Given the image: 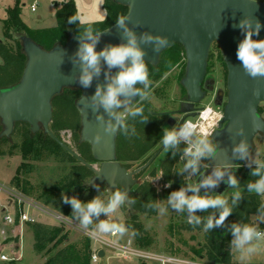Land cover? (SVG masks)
<instances>
[{
    "label": "clouds",
    "instance_id": "obj_1",
    "mask_svg": "<svg viewBox=\"0 0 264 264\" xmlns=\"http://www.w3.org/2000/svg\"><path fill=\"white\" fill-rule=\"evenodd\" d=\"M251 3L256 4L257 0H251ZM130 13L131 11L126 15H119L115 21L122 42L107 44L99 51L96 46L107 29L98 30L91 24L85 25L79 15H72L67 21L69 24L78 25L79 47L71 57L73 66L79 69V74L74 79L82 87L89 88L94 79L99 80L102 72L104 76V83L96 84L93 95L80 99L83 114L90 109L102 129L103 134L97 131L92 137V143L96 146L102 145L105 136L118 133L126 138L136 136V126L128 122L129 118L138 120L143 125L148 122L149 117L141 106L151 98V80L148 62L145 60L146 47L151 46L153 52H159L169 43L167 36L147 31L137 33L135 29L142 26L141 21H132ZM234 27H238L243 33V39L236 49V58L240 61L241 68L251 79L264 80V39H254L260 33V21L245 14ZM113 69L117 71L113 72ZM262 92L264 88L256 86L252 95L259 98ZM133 98L138 99L133 102ZM248 111L252 127L257 130L260 128L259 117L251 104ZM214 132L216 131L200 134L188 123L163 130L159 141L163 151L166 154L171 152L173 157L179 153L181 166L176 169L175 174L183 178L197 179L194 183L182 184L164 200L150 197L144 204L147 210L154 211L159 216L167 215L169 209L178 214H186L187 223L194 229L201 228L204 232H210L216 228H225L227 218L239 208L245 191L249 195L261 197L264 201V159L254 156L250 151L243 124L235 133L241 139L232 147V159L243 161L250 169V176L255 178L243 185L236 171L244 164L229 163L228 159L214 165L208 163L216 160L221 151L228 157L227 150H221L213 140ZM209 168L210 173L205 174ZM163 175L161 173L158 179ZM222 182L228 186L227 191L219 194L212 191ZM166 186L171 187V182ZM94 187L98 194L87 202L77 196L69 197L62 193L63 202L71 206L70 218L82 230L97 235L110 234L118 238L139 235V231L131 226L112 220L125 207L135 205L136 199L129 196L123 187L116 186L114 191L107 187L101 190L99 185ZM229 190L230 194H227ZM199 212H207L208 215L202 217L198 215ZM256 216L257 222H233L226 229L232 237L229 246L238 254L241 264H247L264 249V229L260 227V223H264V203L258 208Z\"/></svg>",
    "mask_w": 264,
    "mask_h": 264
},
{
    "label": "water",
    "instance_id": "obj_2",
    "mask_svg": "<svg viewBox=\"0 0 264 264\" xmlns=\"http://www.w3.org/2000/svg\"><path fill=\"white\" fill-rule=\"evenodd\" d=\"M114 1L128 8L126 14L131 11L132 21H141L142 26L135 29L137 33L147 31L168 37V46L159 52H153L151 46L146 47L145 60L149 65H156L160 55L173 45L178 44L184 49L186 66L181 86L186 92V102L179 110L183 116L178 127L198 115L196 105L204 97L202 84L206 76L210 48L213 43L218 44L227 70V96L222 118L217 123L214 130L216 132L213 133L212 138L221 150H227L228 157L221 151L216 160L208 161V163L214 165L228 159L229 163L242 164L243 161L232 159V147L241 139L235 133L237 128L243 124L250 151H252L254 138L259 134H264V120L258 112L260 105L264 103V92L259 98L252 95L254 87L264 88V80L251 79L241 68V63L236 58V49L243 39V33L234 25H238L245 14L252 15L262 25L259 36H254V39H264V2L257 1L256 4H252L251 0ZM19 40L27 61L19 82L6 89H0V123L2 126L0 138L11 137L17 123L28 124L32 134L42 131L45 136L50 137L93 174V178L88 183L90 188L94 189V185L105 184L110 191H114L116 186L123 187L130 196L131 187L135 184L134 176L147 169L163 148L160 146L143 166L128 171L116 158V139L119 133L105 136L100 146L92 143L93 135L97 131L102 134L103 132L90 109L83 114L80 99L93 95L96 84L104 83V76L102 72L99 80L94 79L89 88L82 87L74 79L79 74V69L74 67L71 61V57L79 47L77 36L69 33L65 45H56L49 51L42 49L27 36H21ZM121 42L120 30L114 23L102 34L96 47L99 51L107 44ZM115 71L117 70L113 69V72ZM64 89H78L81 92L76 102V109L80 115V142L90 146L92 157L95 163L99 164L98 167L84 161L50 129L53 114L52 99L60 95ZM136 99L133 98V102ZM249 104L259 117L260 128L257 130L252 127L248 111ZM173 124V119L168 120L163 124L162 130L171 129ZM210 171L211 168L205 174ZM227 188L228 186L222 182L212 191L219 194ZM203 191L202 189L201 192ZM127 208L131 209V206ZM99 255L102 257L104 252L100 251Z\"/></svg>",
    "mask_w": 264,
    "mask_h": 264
},
{
    "label": "rangeland",
    "instance_id": "obj_3",
    "mask_svg": "<svg viewBox=\"0 0 264 264\" xmlns=\"http://www.w3.org/2000/svg\"><path fill=\"white\" fill-rule=\"evenodd\" d=\"M15 1L0 0V41L3 40L2 21L6 18V10L12 7ZM103 1L74 0L80 20L82 22L102 20L105 16ZM63 2L64 0H20L23 11L22 18L33 27L53 25L55 22V10ZM31 4H36V12H31ZM38 16H41L42 21L39 22L37 20ZM183 61H185V58L181 59L174 67L164 69L151 79V98L142 103L141 106L143 108L157 114H163L166 120H177L179 118L178 114L175 113L186 102V92L181 86V80L184 78L186 66V62L185 66H183ZM226 78L227 70L223 63L219 46L217 43H213L209 52L206 76L202 84L204 97L197 105L200 109L211 108L217 111V107H220L223 110L227 96ZM259 113L264 120V103L260 105ZM189 121L195 123L196 118L189 119ZM77 134L79 139L80 130L77 131ZM59 136L70 148L75 149L76 142L74 141L72 130H61ZM22 143L23 138L20 134L11 135V137L0 141V152H4V155L0 156V256L4 255L10 260V262H2L0 260V264H44L45 261V256L37 255L33 249V234L27 227V223H18L21 226V243L18 249H15L14 246L17 242L9 237L14 235L18 224L16 223L14 226L8 225L4 221L7 215L16 217L22 212L36 219L35 222H40L48 226L63 225L69 233V240L60 246L70 245L81 249L85 245L86 240L89 239L80 231V227L75 220L64 217L72 223L71 226L58 222L53 216L57 214L56 212L37 204L33 201L34 197L21 195L17 191L15 185L12 183V179L15 176L17 167L22 162L20 154ZM160 146V143H158L146 156L154 154ZM251 152L254 156H259V158L264 159V134H259L254 138ZM146 156L137 161L126 162L127 169L133 171L143 166L147 162L143 163ZM179 158V153L173 157L171 152L166 154L162 150L147 169L135 176V184L132 190L135 186L144 184L149 186L154 192L155 199L164 200L172 191L178 190L182 184L194 183L196 177L189 179L175 174L176 169L181 166ZM205 163L207 162L205 161ZM34 164L35 167L32 171L24 177L29 179L32 184V194L35 196L42 193L44 188H49L55 182H59L69 171L70 167L68 164L60 163L53 156L37 161ZM92 165L95 167L99 166L98 163H92ZM246 166L244 164L241 168ZM161 173L164 175L158 179ZM92 178L93 174L90 180ZM90 180L86 184V189H74L73 196H77L80 200L87 202L97 195L96 188L93 189L88 186ZM169 182H171V187L166 186ZM105 187H107L105 184L100 185L101 190ZM227 190L228 188L225 191ZM230 191L227 194H230ZM62 193H59V197L61 198H63ZM17 198H21L23 201L19 203ZM260 200L264 203L261 197ZM132 214L133 210L125 207L112 220L116 223H125L132 228L137 222L141 227V236L147 243L145 250L156 254H168L180 258L206 261L204 258H197L195 253L204 244L203 231L187 229L190 225L187 223V216L185 214H178L171 209L164 216H159L157 213L150 215L138 212L136 218L133 219ZM38 216H41V218L37 220ZM101 219H105V217H101ZM251 220L252 222H257V216H252ZM260 227L264 229V223H260ZM17 234L16 232L15 235ZM120 239L121 241L131 239L136 244L134 236L131 235H126ZM233 254L234 264H241L238 254L234 252ZM108 264L142 263L135 260L125 261L110 258ZM247 264H264V249L257 255H254Z\"/></svg>",
    "mask_w": 264,
    "mask_h": 264
},
{
    "label": "trees",
    "instance_id": "obj_4",
    "mask_svg": "<svg viewBox=\"0 0 264 264\" xmlns=\"http://www.w3.org/2000/svg\"><path fill=\"white\" fill-rule=\"evenodd\" d=\"M103 9L105 11L103 20L83 22V24H91L98 30H106L115 23L119 15H126L128 11L127 7L117 4L114 0H104ZM72 15H78L74 0H64L55 10V26L50 28H31L21 19L19 0H16L14 5L6 10V18L2 21L3 40L0 41V89L14 86L21 79L27 58L22 51L19 38L27 36L46 51L59 44L65 45L69 33L77 36L78 32V25L67 22ZM183 58H185V54L182 46L178 44L171 46L160 55L156 65L148 64L150 80L164 69L174 67ZM183 66H185V61H183ZM80 96L81 92L78 89H64L60 95L52 99L53 114L50 129L59 139L61 130H72L73 138L76 142L74 151L84 161L92 164L95 161L92 157L90 146L87 143L80 142L77 134V131L81 130L80 115L76 109V102ZM143 109L145 115L149 117L145 125L139 123L138 120L133 121L131 118L128 120L130 124H135L137 135L130 138L120 134L117 136L116 158L117 161L124 163V165L126 162L137 161L146 156L159 143L162 137L163 130L161 125L165 117L146 108ZM258 112H260V107ZM1 131L2 126L0 123V133ZM16 134L21 135L23 143L20 148L22 162L17 167L15 176L12 179L15 188L21 195L34 197L33 201L37 204L53 210L60 216L71 219V206L63 202V198L59 197V193L63 192L71 197L74 189H86V184L92 177V173L50 137L45 136L42 131L32 134L28 124L17 123L12 135ZM5 139L0 138V141ZM3 155L4 152H0V156ZM152 155H147L143 163L148 161ZM51 156L62 164L70 165L69 171L59 182H55L49 188H44L42 193L35 196L32 194V184L25 177L35 167V162ZM249 173L250 169L247 166L237 170L236 175L242 185L250 179H255ZM131 197H134L137 201L135 205L131 206L133 219L136 218L138 212L150 215L156 213L144 207L150 197L155 199L154 192L149 186L144 184L135 186ZM261 204L259 196L249 195L245 191L239 208L227 218L225 228H216L210 232L203 231L204 244L200 250L195 252L197 258H204L210 264H234V254L229 246V241L232 237L231 233L226 230L227 226L238 221L252 222L251 217L256 216ZM198 215L203 217L207 216L208 213L199 212ZM185 216L187 215L185 214ZM18 217L19 215L16 216L17 220ZM27 227L33 234V249L35 253L45 256L44 264H91V242L89 239L86 240L85 245L81 249L70 245L60 246L69 240V233L63 225L48 226L40 222H34L27 223ZM133 228L139 231V235L134 236L136 245L141 249H146L147 243L141 236L140 225L136 222ZM187 229L194 228L190 225ZM195 230L202 231L201 228H195ZM17 233H19V229ZM11 239L18 242V236ZM203 251L204 253L202 254Z\"/></svg>",
    "mask_w": 264,
    "mask_h": 264
},
{
    "label": "built area",
    "instance_id": "obj_5",
    "mask_svg": "<svg viewBox=\"0 0 264 264\" xmlns=\"http://www.w3.org/2000/svg\"><path fill=\"white\" fill-rule=\"evenodd\" d=\"M31 12L36 11V4L30 6ZM223 110L217 107V111L211 108L200 109L196 117V122L192 123L187 120L186 123L195 128L200 134L213 132L219 120L222 118ZM19 203L23 200L17 198ZM47 213V212H46ZM58 222H61L67 226H71V222L66 218L56 214L53 215ZM41 218V216L37 217ZM4 221L11 226L18 223H34L36 219L27 216L25 213H20L18 220L16 217L7 215ZM17 223V224H18ZM19 226V224H18ZM17 227V226H16ZM92 242L91 248V264H108L110 258L121 259L125 261L135 260L142 264H210L207 261H197L193 259L180 258L168 254H156L145 249L138 247L131 239L121 241L120 238L114 237L110 234H93L86 232L79 228ZM103 251L104 255L101 257L99 252ZM2 262H10V260L4 256H0Z\"/></svg>",
    "mask_w": 264,
    "mask_h": 264
},
{
    "label": "crops",
    "instance_id": "obj_6",
    "mask_svg": "<svg viewBox=\"0 0 264 264\" xmlns=\"http://www.w3.org/2000/svg\"><path fill=\"white\" fill-rule=\"evenodd\" d=\"M20 1V0H19ZM104 2V1H103ZM32 5V4H31ZM23 11H22V8H21V19H22V21L25 23V24H27L29 27H31V28H50V27H53V26H55V24H56V20H55V22H54V24L53 25H46V26H38V27H36V26H30L28 23H26L24 20H23V18H22V16H23V13H22ZM36 12V11H35ZM104 18H105V16H104ZM103 18V19H104ZM102 19V20H103ZM37 20L40 22V21H42V18H41V16H38L37 17ZM98 21H101V20H98ZM88 22H93V21H88ZM86 23V22H85ZM19 229V233L17 234V235H15V233L17 232V230ZM15 233H14V235L12 236V237H9V238H14V237H16V236H18V242L17 243H15V249L17 250L18 249V246H19V244L21 243V237H20V234H21V226H17L16 227V230L14 231ZM43 259V258H42ZM45 262V261H44Z\"/></svg>",
    "mask_w": 264,
    "mask_h": 264
},
{
    "label": "flooded vegetation",
    "instance_id": "obj_7",
    "mask_svg": "<svg viewBox=\"0 0 264 264\" xmlns=\"http://www.w3.org/2000/svg\"><path fill=\"white\" fill-rule=\"evenodd\" d=\"M196 107L198 108V111H199V110H200L199 106L196 105ZM175 114H178L179 118H178L177 120H174V124L172 125V127L177 126L178 123L180 122L182 116H183L182 114L179 113V111L176 112ZM158 115H163V114H158ZM163 116H164V115H163ZM193 119H194V118H193ZM165 120H166V119H164V121H165ZM188 120H189V119H188ZM164 121H163V122H164ZM167 121H168V120H166L164 123H166ZM172 127H171V128H172ZM161 129H162V128H161ZM151 157H152V156H151ZM151 157H150V158H151ZM118 162H119L122 166H124V167L127 169V166L124 165V163H122V162H120V161H118ZM127 170H128V169H127ZM128 171H129V170H128ZM134 178H135V176H134ZM196 179H197V178H196ZM133 186H134V185H133ZM133 186L131 187V190H130V191H131V194H132V188H133ZM131 194H130V196H131Z\"/></svg>",
    "mask_w": 264,
    "mask_h": 264
}]
</instances>
